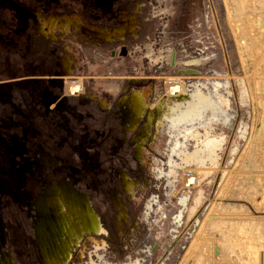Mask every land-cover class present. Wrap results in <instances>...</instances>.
I'll list each match as a JSON object with an SVG mask.
<instances>
[{"label":"flooded vegetation","instance_id":"af4514ba","mask_svg":"<svg viewBox=\"0 0 264 264\" xmlns=\"http://www.w3.org/2000/svg\"><path fill=\"white\" fill-rule=\"evenodd\" d=\"M91 3L99 10L89 12L104 17L103 24L83 20L77 11H70L39 13V24L31 25L34 13L24 10L18 17L26 25L4 40L12 44L22 42L32 53L26 58L22 73L15 72V64L9 62L6 71L0 72V83L12 81V89L0 84V264H66L72 255L83 252L81 246L84 248L87 242V250L99 244L94 235L101 233L102 241L109 242L108 226L95 207L107 212L111 205L117 210L118 233L123 235L121 224L129 217L128 201L136 200L140 205L135 215L138 218L146 198L143 189L159 179L149 170L151 151L168 156L164 145L170 135L163 133L165 126L176 128L185 124L183 138L191 136L200 141L192 151L176 139L173 142L172 152L191 164L201 153L203 141L213 136L208 130L212 122L228 120L224 110L228 98L218 92L213 96L200 83L191 90V80L180 81L189 86L188 92H179L177 86L176 91L165 92L152 103L154 89L150 84L137 83L140 80L136 76L133 80L123 75L121 83L116 78L104 77L97 80V93L84 90L80 78L72 74L87 72L86 68L92 67L81 56L84 51L89 53L91 47L87 50L82 44L119 40V56H125L134 47L133 52L139 53L135 58L140 57L141 72L145 68L143 61L148 62L146 46L152 48L150 39H140L139 45L129 47L125 42L127 38L139 37L141 25L137 18L144 13L142 1H135L134 8L113 0ZM177 23L174 15L166 32L164 46L166 52L171 50L168 64L175 69L195 70L194 61L200 58L189 56L185 47L178 44ZM68 34L70 37L66 38ZM63 38L64 44H53ZM114 52L111 48V56ZM158 58L149 55L152 63L158 62ZM67 72L72 75L66 77L65 92L59 90L55 95L54 90H44L45 84L54 89ZM125 79L137 85L125 87ZM176 83L174 79L168 87ZM68 85L78 89L71 92ZM222 85L229 92L226 80ZM92 100L105 111L97 125L88 109L75 108ZM60 104L69 107L61 111ZM197 125L206 128L204 138H200ZM94 156H100L99 161L95 162ZM185 202L184 195L180 198L183 207ZM192 205L187 207L188 212ZM180 214L175 216V222ZM138 221L139 218L134 220L135 227Z\"/></svg>","mask_w":264,"mask_h":264},{"label":"rangeland","instance_id":"374dc122","mask_svg":"<svg viewBox=\"0 0 264 264\" xmlns=\"http://www.w3.org/2000/svg\"><path fill=\"white\" fill-rule=\"evenodd\" d=\"M135 1L143 2L144 13L137 18L141 31L137 39L125 40L127 47L139 45L140 39H150L152 48L146 46L145 53L159 57V61L152 63L147 54L148 62L143 61L145 68H141V72L140 57L135 58L139 53L133 52L134 47L125 56H119L116 49L121 41H99L93 45L82 44L88 47L87 50L91 47L89 53L84 51L81 56L92 67L86 68L87 72L74 71L72 74L80 78L84 90L92 93L100 89L98 79L113 77L121 83L123 75L131 76L133 80L138 77L137 83L150 84L154 89L150 103L168 93V85L174 79L181 93L188 92L189 86L180 81L191 80V90L200 83L213 96L218 92L227 97L224 108L228 114L227 122H212L208 129L212 135L224 136L218 162L213 164L206 160L204 166L183 162L180 155L172 152L174 140L185 144L190 151L200 145V141L191 136L183 138L185 124L176 128L165 126L163 133L170 135L164 145L168 156L151 151L149 170L159 179L143 189L145 194L142 195L147 199L138 216V227L134 226L140 208L136 200L127 203L129 217L121 224V236L117 210L111 205L107 212L95 207L104 225L108 226L109 242L102 241L101 233L94 235V241L98 240L99 244L87 250V242L84 248L81 246L83 252L72 255V260L66 264H264V85L261 84L264 81V0H157L156 3L153 0H113L116 4L123 2L128 8H134ZM91 2L0 0V21H5L0 26V64H15V72L22 73L26 58L31 56V49L26 44L4 42L12 31L26 25L18 17L22 11L34 13L29 22L31 25L39 24L42 17L39 13L70 11H77L83 20L103 24L104 17L89 12V9L99 10ZM174 15L178 19V44L185 47L189 56L200 58L194 61L196 67L192 68L195 70H189V67L175 69L168 64L171 50L166 52L164 43ZM66 38L53 44H64ZM111 48L115 50L113 56ZM153 51L155 53H151ZM175 64L182 67L176 60ZM48 66L46 64V69ZM115 66L122 68L115 70ZM70 73L61 76L54 89L45 84L44 90H54L58 95L59 90H65V80L72 75ZM225 80L229 92L222 85ZM124 81L125 87L137 85ZM10 82L0 83L5 84L1 87L12 89ZM61 106V111L69 107ZM75 108L79 111L88 109L94 114V125L105 116V111L93 100ZM196 129L200 138H204L206 128L197 125ZM259 129L262 130L259 132ZM94 158L97 162L100 156ZM191 174L195 182L185 185V178ZM184 195L186 205L183 207L180 198ZM198 196L200 202L189 215L187 207L194 205ZM179 212L176 223L175 216Z\"/></svg>","mask_w":264,"mask_h":264},{"label":"bare ground","instance_id":"6f19581e","mask_svg":"<svg viewBox=\"0 0 264 264\" xmlns=\"http://www.w3.org/2000/svg\"><path fill=\"white\" fill-rule=\"evenodd\" d=\"M261 84L264 85V81H261ZM178 85L174 86V87H170L169 88V91L168 92H174L178 89L177 87ZM69 91L71 92H74L75 90L78 89V86H75V85H68L67 86ZM264 104V103H263ZM262 109V108H261ZM264 120V119H263ZM262 123V122H261ZM264 123V122H263ZM262 125V124H261ZM263 127V126H261ZM262 130V129H261ZM260 129L258 130L259 132L261 131ZM258 132V133H259ZM223 138L224 136H216V135H213L211 137H208L207 139H205L202 143V151L201 153L198 155L197 159L195 160V164H197L198 166H204L206 164V160H209L211 163L213 164H217L218 160V151L220 150L221 148V144H222V141H223ZM259 139V137H258ZM261 139V138H260ZM262 140V139H261ZM264 140V139H263ZM262 140V142H264ZM264 144V143H263ZM262 145V144H261ZM259 148V147H258ZM197 169V168H196ZM205 169V168H204ZM208 169V168H206ZM205 169V170H206ZM210 169V167H209ZM203 171V170H202ZM194 177L191 176L188 177L186 179V185H189L192 183H194ZM190 186V185H189ZM200 202V196H198L195 200H194V205H192L190 207V211H189V215H191L194 210L196 209V206L199 204ZM177 223V222H176Z\"/></svg>","mask_w":264,"mask_h":264},{"label":"trees","instance_id":"16d2710c","mask_svg":"<svg viewBox=\"0 0 264 264\" xmlns=\"http://www.w3.org/2000/svg\"><path fill=\"white\" fill-rule=\"evenodd\" d=\"M4 22L5 21H0V26L4 25L5 24ZM7 68H8V66H6V64H4V63L0 64V72L6 71Z\"/></svg>","mask_w":264,"mask_h":264}]
</instances>
